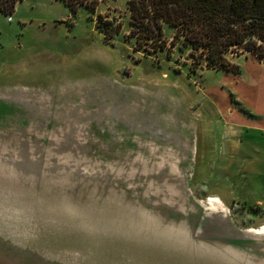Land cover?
<instances>
[{
	"label": "rangeland",
	"instance_id": "obj_1",
	"mask_svg": "<svg viewBox=\"0 0 264 264\" xmlns=\"http://www.w3.org/2000/svg\"><path fill=\"white\" fill-rule=\"evenodd\" d=\"M67 1L0 12V264H264V204L212 179L228 71L132 31L128 0Z\"/></svg>",
	"mask_w": 264,
	"mask_h": 264
},
{
	"label": "trees",
	"instance_id": "obj_2",
	"mask_svg": "<svg viewBox=\"0 0 264 264\" xmlns=\"http://www.w3.org/2000/svg\"><path fill=\"white\" fill-rule=\"evenodd\" d=\"M20 1L0 0V12H13ZM62 1L73 10L86 6L80 1L73 5ZM128 9L132 31L143 32L154 42H164L163 24L172 27L171 41L180 42L178 50L187 49L193 59L190 72L205 65L238 73L239 65L227 58L234 49L264 57V0H128Z\"/></svg>",
	"mask_w": 264,
	"mask_h": 264
},
{
	"label": "crops",
	"instance_id": "obj_3",
	"mask_svg": "<svg viewBox=\"0 0 264 264\" xmlns=\"http://www.w3.org/2000/svg\"><path fill=\"white\" fill-rule=\"evenodd\" d=\"M229 60L235 64L239 61ZM240 71L221 72L229 93L228 100L217 108L222 119V129L211 164L212 179L217 178L219 181L216 183L222 182L225 185L237 179L239 197L246 203L262 206L264 196L252 193L249 189L259 188V184L253 180L262 182L257 168L264 169V72ZM225 189L230 190L231 187ZM229 195L233 197L230 192Z\"/></svg>",
	"mask_w": 264,
	"mask_h": 264
},
{
	"label": "built area",
	"instance_id": "obj_4",
	"mask_svg": "<svg viewBox=\"0 0 264 264\" xmlns=\"http://www.w3.org/2000/svg\"><path fill=\"white\" fill-rule=\"evenodd\" d=\"M10 19V16H8V20Z\"/></svg>",
	"mask_w": 264,
	"mask_h": 264
},
{
	"label": "water",
	"instance_id": "obj_5",
	"mask_svg": "<svg viewBox=\"0 0 264 264\" xmlns=\"http://www.w3.org/2000/svg\"><path fill=\"white\" fill-rule=\"evenodd\" d=\"M250 232H253V231H250Z\"/></svg>",
	"mask_w": 264,
	"mask_h": 264
}]
</instances>
